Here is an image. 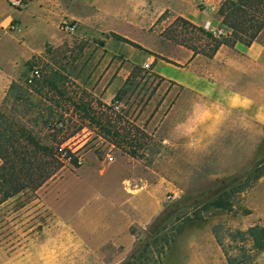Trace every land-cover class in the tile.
Segmentation results:
<instances>
[{"label":"rangeland","instance_id":"374dc122","mask_svg":"<svg viewBox=\"0 0 264 264\" xmlns=\"http://www.w3.org/2000/svg\"><path fill=\"white\" fill-rule=\"evenodd\" d=\"M8 1L0 0V21L16 19L0 27V65L15 68L16 81L0 102V264H264L250 236L264 228V123L213 109L141 67L142 47L102 33L96 15L87 23L64 16L56 31ZM62 21L74 31L60 30ZM186 22L164 12L153 37L130 36L157 57H176L178 45L211 51ZM257 38L264 42V28ZM33 69L39 77L28 83ZM211 110L223 120L211 121ZM101 116L117 144L103 135ZM68 140L84 141L83 159L135 163L99 167L95 183L84 161L73 168L58 158ZM218 198L224 207L212 205Z\"/></svg>","mask_w":264,"mask_h":264},{"label":"crops","instance_id":"0c3cea01","mask_svg":"<svg viewBox=\"0 0 264 264\" xmlns=\"http://www.w3.org/2000/svg\"><path fill=\"white\" fill-rule=\"evenodd\" d=\"M48 1L49 4L47 0H30L26 3L24 11L36 14L37 21L50 23L56 31L64 16L87 23L96 15L102 33H112L136 43L139 41L130 34L137 33L144 38L153 37L150 30L164 12H171L196 27L203 28L207 21L217 26L215 13L222 0H67L66 3L61 0ZM74 3L89 10L91 15L77 16L71 7ZM199 4L202 6L197 8ZM30 6H35L36 12L30 11ZM11 17L16 19L12 13L1 19L0 27L4 26ZM140 47L147 54L142 63L141 61L137 63L141 67L151 69L158 77L174 86L191 91L213 109L219 107L235 110L247 117H253L257 122L264 123V42L257 37L249 45L240 42H235L231 47L221 44L207 54L178 45L173 47L176 57L161 53H157L159 55L157 57L150 52L152 50L149 47L144 45ZM41 49L31 50L25 61L32 54L39 53ZM15 75V68L6 69L0 65V102L10 86L15 83ZM251 90L255 92L252 93ZM173 110L172 105L164 117ZM201 114L202 118L203 113ZM206 115L210 116L211 121L223 120L214 110L208 111ZM83 144L84 141L75 145V148L80 149ZM134 163L135 160L129 156H114L111 162H107L106 159L101 160L86 153L80 170L83 174L86 168H89L90 173L95 172L94 181L99 183L100 176L97 175L99 167L107 170L109 165L116 164L121 170L128 171Z\"/></svg>","mask_w":264,"mask_h":264},{"label":"trees","instance_id":"16d2710c","mask_svg":"<svg viewBox=\"0 0 264 264\" xmlns=\"http://www.w3.org/2000/svg\"><path fill=\"white\" fill-rule=\"evenodd\" d=\"M215 18L216 20L218 19L217 27L225 31L224 35L214 36L211 33L206 32L203 28H196L198 31L203 33L205 37H207L212 43L211 52L214 51L221 44L230 47L233 46L235 42H240L244 45H249L254 39H256L258 34L264 28V0H222L217 12L215 13ZM188 25L192 26V24L190 23H188ZM117 38L131 45L132 47L141 49L140 46L134 42H131L120 36H117ZM114 100L119 101V95L115 96ZM76 107L79 109L80 106L77 105ZM82 109L84 108L82 107ZM88 119H90V117H88ZM101 119L102 121H105V124H99L100 129L104 132L103 135L110 137V139H112V141L117 144L118 142L115 139L119 135L117 132H111V130L108 128V117L101 116ZM90 120L94 121L95 118L91 117ZM56 121V123L61 125V120ZM35 144H33V146H35ZM9 146L11 147V144ZM0 148L3 147L0 146ZM11 151L12 153H16L14 148H11ZM11 155L13 159H16V157H18L16 155L14 156V154ZM14 165L16 164L11 163V172L15 168ZM212 205L217 208H222L226 204L223 202V200H221V198H218L212 203ZM250 232V236L254 242V248L257 250H263L264 228L259 230L252 229L250 230Z\"/></svg>","mask_w":264,"mask_h":264},{"label":"built area","instance_id":"2783aa9c","mask_svg":"<svg viewBox=\"0 0 264 264\" xmlns=\"http://www.w3.org/2000/svg\"><path fill=\"white\" fill-rule=\"evenodd\" d=\"M8 4L11 8L15 10H19L26 5V0H9ZM59 28L62 31L71 33L75 29V24L70 21H62L59 25ZM203 29L214 36L225 34V31H223L221 28H218L215 25H212L209 21L204 23ZM38 77H39V71L37 69H33L29 74V78L27 79V82L30 83L32 79ZM110 107L114 112H118L121 107V104L118 100H113L112 103L110 104ZM57 125L60 124L57 123L54 124V126ZM57 156L63 163L73 168L80 167L84 161L82 153L78 148H75V144L72 140H68L67 143L59 147ZM106 161L111 162L112 157L107 155Z\"/></svg>","mask_w":264,"mask_h":264}]
</instances>
